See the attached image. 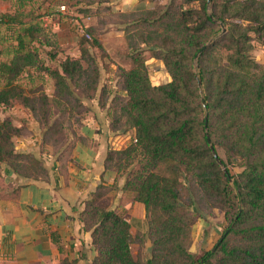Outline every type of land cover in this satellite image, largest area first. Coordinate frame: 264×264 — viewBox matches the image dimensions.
Instances as JSON below:
<instances>
[{
  "label": "trees",
  "instance_id": "16d2710c",
  "mask_svg": "<svg viewBox=\"0 0 264 264\" xmlns=\"http://www.w3.org/2000/svg\"><path fill=\"white\" fill-rule=\"evenodd\" d=\"M12 1L14 11L0 14V55L7 57L0 61V107L17 102L27 109L42 147L58 145L65 122L82 128L85 101L108 109L110 133L134 132L126 147L107 148L102 174L115 181L125 176L119 190L144 206V230L132 235L125 215L97 203L118 190L99 184L80 214L95 250L91 264H264V65L252 55V42L264 36V0H133L151 5L117 12L111 0H85L96 5L95 25L83 29L91 40L79 38L80 56L54 67L39 57L40 46L57 45L47 24L51 14L44 22L26 10L34 0ZM103 9L112 19L98 18ZM106 24L122 33L131 61L128 70L119 68L123 96L108 107L109 91L100 86ZM91 48L102 53L100 62ZM144 54L170 80L153 84ZM39 73L53 81L51 97L23 84ZM28 134L0 120V199L16 193L2 165L28 181L49 176L42 159L15 148L14 138ZM231 166L241 171L233 175ZM215 211L223 213L225 228L212 248L196 255L193 228Z\"/></svg>",
  "mask_w": 264,
  "mask_h": 264
},
{
  "label": "crops",
  "instance_id": "0c3cea01",
  "mask_svg": "<svg viewBox=\"0 0 264 264\" xmlns=\"http://www.w3.org/2000/svg\"><path fill=\"white\" fill-rule=\"evenodd\" d=\"M34 2L38 3L39 1L34 0L27 7L28 10L36 5ZM115 3V0H111V5L116 11H126L136 6V2L133 0H121L119 6H114ZM52 7L59 13V18H54V15H51V20L57 21L56 25L54 23L51 26L56 34L57 45L54 47L40 46L39 57L41 59V49L48 50V56L51 58L61 47L64 54L57 53L54 59V62L58 59L57 63L52 62L54 66H57L66 56L74 58L80 56L79 31L83 27L93 26L95 23L86 24L83 22V20L91 21L92 15L85 14L84 9L93 8L92 6L84 5L79 10L76 8L71 11V14L80 16L73 21L71 28L64 20L63 12ZM0 14H5L1 8ZM78 19L83 25L77 24ZM45 20L46 18L43 19L44 22ZM65 31L69 32V36L64 35ZM68 43H73L75 49L70 51L67 48ZM102 43L104 46L103 40ZM252 45V55L258 63L264 65V36L260 40L253 41ZM5 59L7 57L0 55V61ZM31 73L33 74V71ZM42 75L45 80H49L51 83L50 89L44 90L51 97L54 90L53 81L47 74L42 73ZM18 105L25 109L22 105ZM5 107L10 108L11 106ZM93 113L92 117L83 121L82 142L76 140L72 149H54L55 153L48 147L41 146V134H36L37 136L34 138L33 135H30L31 131L34 132L32 126L29 127V124L24 120H12V124L16 127L25 126L30 135L29 137H20V139L14 138L15 148L17 151L31 153L42 159L49 170V176L47 179L28 181L11 173L5 165L1 166L2 176L8 183L10 191L15 189L16 193L14 197L7 196L0 199V264H91L95 250L92 246L91 234L84 230L80 217L84 201L101 183L109 187L116 184L117 194L124 193L119 189L125 181V176L118 177L115 181L114 174H102L107 141L111 140L112 133L107 129L109 118L101 120L97 112ZM26 115L33 121L28 111ZM77 136L80 135L77 134ZM133 136L134 132L131 131L130 138ZM130 207L131 213H129V217L125 216V218L130 224L132 220H135L140 230H144V206L132 201ZM136 225L131 224L132 235L137 231Z\"/></svg>",
  "mask_w": 264,
  "mask_h": 264
},
{
  "label": "rangeland",
  "instance_id": "374dc122",
  "mask_svg": "<svg viewBox=\"0 0 264 264\" xmlns=\"http://www.w3.org/2000/svg\"><path fill=\"white\" fill-rule=\"evenodd\" d=\"M39 1L38 3L34 2L36 4L34 7L32 6V11L34 12L35 15L42 16L44 17V14L50 13L52 16L54 15V18H59V13L58 11H54L53 7L56 8V10L59 9L60 12H63V18L66 21V23L69 25V28L72 27L73 21L77 20L76 18H80V16L76 14H71V11H74L76 8L79 10L82 8L85 4V0H37ZM157 1H162L165 2L166 0H157ZM115 5L114 6H119L121 4V0H115ZM37 4H39L37 6ZM129 4V3H128ZM151 4L148 2L144 3H138L136 2V6L132 8L134 9H144L145 7H150ZM64 7V11L61 10V7ZM127 6V5H126ZM93 8L88 9L89 11L88 15H92L91 21L88 20H83L84 23H96L97 17H95L93 14L95 12V6H92ZM0 8L2 12L5 13H12L14 11V3L11 0H8L6 2H1L0 1ZM51 8V9H47ZM28 10V8L26 9ZM131 10V9H129ZM112 11L117 12L113 7ZM61 15V14H60ZM76 15V16H75ZM112 14H109L106 10H102L101 13L98 15V18H102L100 20H105L107 21L108 19H112L111 17ZM45 19V18H43ZM77 21L78 25H83L82 22H80V19ZM47 22V21H46ZM55 25L57 24V21H48L47 24L52 26V24ZM65 23V24H66ZM54 25V26H55ZM66 29V28H65ZM84 29V27L82 28ZM102 36L101 39L104 41V50L107 53V58L104 59L105 67L101 68V77H100V86H104L107 91H109L110 95V100L107 103V107L112 105V99L114 96H123V93L120 92L119 90V77H120V70L119 68H123L128 70L131 67V61L129 59V54L130 52L128 51L126 44L123 39V35L118 31L116 26H109L106 24L105 26H102ZM79 31V30H78ZM74 32V30H73ZM79 36L78 38H85L86 40H91V37L86 38L81 31H79ZM64 35L69 36V32L65 31ZM72 47V48H71ZM67 48H69L70 51L75 49V46L73 43H68ZM258 49V48H257ZM91 52L95 54L97 57L98 61L100 62V57H101V52L98 49H90ZM52 52H55L51 50ZM64 51L60 49L56 50V53L53 55L54 57L57 55V53H63ZM49 51L46 49H41L40 55H41V63L43 65H48L50 67H54V63H57L58 59L54 60L51 59L49 56ZM64 54V53H63ZM143 57L145 58L146 62L150 66V77L151 81L153 84H162L165 81L170 80L167 76L163 74V72H158V69L155 65V61L150 60V57L148 54H144ZM55 59V58H54ZM54 62V63H52ZM52 63V64H51ZM34 72V71H33ZM24 85L26 87H31V88H41L45 91L50 89L51 83L49 80H45L43 77L42 73H39V75L36 77L35 81L32 83H27L26 81H23ZM119 101V100H118ZM85 106L87 107L88 111L84 112L81 116L82 118V126H83V121L87 120V118L93 116V112H97L98 116L101 117V120H104L109 117L108 115V109L106 108L105 110H101L96 101H85ZM116 104L119 102H115ZM97 105V107H96ZM10 108L6 107H0V120H12L14 119H19V120H24L26 123L29 124V127L32 126V130L34 132H30V135H33V138L37 136L36 134L40 135L41 130L39 128L38 123H36L34 120L32 121L27 114V111L20 107L18 103L13 102ZM94 106V107H93ZM54 115L51 117V120L53 119ZM30 120V121H29ZM35 122V123H34ZM64 130L63 132L58 136V145L56 147H51L48 146V149L51 150L52 152H56L54 149H72L73 146L75 145L74 142L76 141V135L73 136L72 132L75 134H79L81 136L82 128L76 125H69V122H65L64 124ZM25 127V126H22ZM26 128V127H25ZM130 132H127L125 134H112L111 135V140L108 142L107 141V148H115V149H121L126 147L132 140L130 138ZM29 134L26 135L25 137H29ZM23 138V137H22ZM20 139V137H19ZM41 147V146H40ZM46 148V147H43ZM46 150V149H45ZM218 154L220 155L221 158L225 159V155L221 150H218ZM136 166V165H135ZM231 173L233 175L238 174L241 169L236 167V166H231L230 167ZM124 176V175H123ZM118 191V190H117ZM116 190H112L106 197L99 199L97 201L98 204L101 206L107 207L109 209H115L117 212L125 215L126 217H129V213H131V194L130 193H118L117 194ZM142 216V213H141ZM131 218H134L131 216ZM132 225H136L135 220L131 221ZM225 221H224V216L223 213L215 211L211 216H207L205 221H198L192 232V241H191V247L190 250L196 255H201L203 251L209 250L212 248L215 243L218 241L221 233L223 232L225 228ZM143 226V224H142ZM144 226H145V220H144ZM137 229H140L139 225H136ZM133 252H136L137 247L133 246L132 247ZM147 247L144 249V253H146Z\"/></svg>",
  "mask_w": 264,
  "mask_h": 264
},
{
  "label": "water",
  "instance_id": "95a60500",
  "mask_svg": "<svg viewBox=\"0 0 264 264\" xmlns=\"http://www.w3.org/2000/svg\"><path fill=\"white\" fill-rule=\"evenodd\" d=\"M207 2L209 3V0H207ZM222 27V33H224L225 32V28L223 27V26H221ZM211 43V41H209L199 52H198V54L196 55V57H195V60H197L198 58H199V56L204 52V50L207 48V46L209 45ZM206 125H207V114H205V127H206ZM207 142H208V144H209V146H210V149L212 150V153H213V155H214V158H215V160L219 163V164H221L220 163V161H219V158H218V156H217V154L215 153V151H214V148H213V146L211 145V142H210V138H209V136H208V134H207ZM223 171L225 172V173H227V171H226V169L223 167Z\"/></svg>",
  "mask_w": 264,
  "mask_h": 264
},
{
  "label": "built area",
  "instance_id": "2783aa9c",
  "mask_svg": "<svg viewBox=\"0 0 264 264\" xmlns=\"http://www.w3.org/2000/svg\"><path fill=\"white\" fill-rule=\"evenodd\" d=\"M61 10L64 11V7L62 6L61 7ZM81 32L83 33V35L86 37V38H89V36L87 34H85L84 30L82 29Z\"/></svg>",
  "mask_w": 264,
  "mask_h": 264
}]
</instances>
